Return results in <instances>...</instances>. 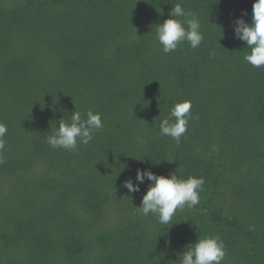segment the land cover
<instances>
[{
	"label": "trees",
	"instance_id": "16d2710c",
	"mask_svg": "<svg viewBox=\"0 0 264 264\" xmlns=\"http://www.w3.org/2000/svg\"><path fill=\"white\" fill-rule=\"evenodd\" d=\"M253 3L0 0V264H176L214 235L222 264H264V67L234 35ZM176 4L204 39L164 53L156 30ZM185 99L192 118L177 144L160 122ZM89 109L103 122L91 142L47 143L60 119ZM137 169L202 176L200 204L167 226L142 215L150 182L123 187Z\"/></svg>",
	"mask_w": 264,
	"mask_h": 264
},
{
	"label": "clouds",
	"instance_id": "9594fccd",
	"mask_svg": "<svg viewBox=\"0 0 264 264\" xmlns=\"http://www.w3.org/2000/svg\"><path fill=\"white\" fill-rule=\"evenodd\" d=\"M251 22L236 19L234 35L245 42L250 49L244 59L252 67H264V0H254ZM247 13L245 12L244 15ZM156 39L162 46L164 53H170L187 41L195 49L203 42L199 18L191 11H185L176 4L169 13V18L159 23L156 30ZM192 102L185 99L178 102L171 109L168 117L160 122V134L171 137L177 144L188 130L192 118ZM174 118V121L173 119ZM103 122L100 112L89 109L86 116L81 112L72 111L70 121L59 120V127L47 136V143L54 149L77 151L79 145H87L94 138V133L102 130ZM7 126L0 122V153L5 149ZM142 142V141H141ZM147 179L150 184L142 196L138 207L144 216L153 214L157 216L161 225H169L178 210L196 207L200 204L201 193L205 183L204 178L188 176L186 179L178 177L176 173L157 175L151 170L137 169L136 181L127 179L123 187L129 193L140 191L139 185ZM225 258V245L219 235L198 238L195 243L185 246L183 253L179 254L176 264H222Z\"/></svg>",
	"mask_w": 264,
	"mask_h": 264
}]
</instances>
